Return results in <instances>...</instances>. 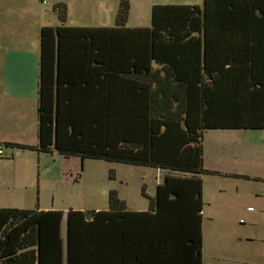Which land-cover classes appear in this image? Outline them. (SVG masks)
Returning a JSON list of instances; mask_svg holds the SVG:
<instances>
[{"label":"trees","instance_id":"1","mask_svg":"<svg viewBox=\"0 0 264 264\" xmlns=\"http://www.w3.org/2000/svg\"><path fill=\"white\" fill-rule=\"evenodd\" d=\"M120 0L112 27L41 30L38 146L167 174L148 211L115 190L109 210H70L67 264H203V134L264 129V0L152 6L129 27ZM237 176V175H236ZM245 177V176H244ZM145 196V195H144ZM0 209V264H63L61 213Z\"/></svg>","mask_w":264,"mask_h":264},{"label":"rangeland","instance_id":"2","mask_svg":"<svg viewBox=\"0 0 264 264\" xmlns=\"http://www.w3.org/2000/svg\"><path fill=\"white\" fill-rule=\"evenodd\" d=\"M53 1L47 4L41 0H14V6L26 5L31 18L32 14L43 10L40 8L52 13L54 4L68 2L70 19L74 23L113 26L120 3V0ZM154 3L201 4L202 0H132L127 23L146 24L145 21H150ZM202 146L205 168L227 172L240 170L263 178L202 176L205 200L208 205L212 202L205 208L207 227L216 223L226 226L228 222L227 229L236 234L251 232L255 241H245L235 247V258L238 257L237 251L240 254L255 251L258 256L249 264H264V129L211 128L204 132ZM60 155L18 152L0 182L1 195L10 197L31 192L35 198L47 199V203L55 197L61 207L87 210L108 209L109 192L115 190L119 198L127 202V207L138 208L137 204L141 202L147 210L149 198L156 194L160 173L156 168ZM219 184L222 187H218ZM249 206L253 209H248ZM210 212L215 213L212 219L209 218ZM224 254L226 258L219 260L218 264H247L242 263L243 257L233 263L234 258L226 252Z\"/></svg>","mask_w":264,"mask_h":264},{"label":"crops","instance_id":"3","mask_svg":"<svg viewBox=\"0 0 264 264\" xmlns=\"http://www.w3.org/2000/svg\"><path fill=\"white\" fill-rule=\"evenodd\" d=\"M11 1V3H8L7 0H0V145H3V150L0 154V182L3 181L4 173L7 172L8 166L13 164L11 160H13L18 155V152L35 151L38 154H59L56 151L53 153H43L35 149H23L9 146V143H19L28 146H38L39 144L38 96L42 55L41 30L44 27L56 28L62 25L56 12L54 11V6L59 2L54 4L52 7V13H48L46 9L40 8L43 10L32 14L30 18L29 12L26 10V5L16 7L14 6V0ZM53 2V0H47L46 3L52 4ZM65 3L67 4V18L64 23L66 27H112L102 24L90 25L84 24L83 22L74 23L73 20L70 19V6L68 2ZM132 4L133 2L131 5ZM155 4L159 3H154L153 5ZM29 18L31 22H29ZM145 22L146 24L138 23L133 25H129L127 22L126 23L129 27H148L151 22V15L150 21ZM206 169L222 173L214 174L216 176H245L249 178L258 177L259 179H263L258 175L242 173L240 170L227 172L217 169ZM158 170L160 173L159 177H157V184L162 183L164 176L167 174L161 169ZM205 175L206 174L202 176ZM218 187H222L221 184H219ZM125 203L127 205L126 201ZM149 204L147 210L141 202L137 204L138 208H131L128 206L129 208L127 207V209L130 211L140 212L148 211L151 208ZM211 204L212 202H210L209 205L206 202L203 190V264H213L212 261H217L216 264H218L219 260L226 258V255L224 254L225 252L228 253L230 257L234 258L233 263H236L240 260V257H243L244 259L242 260V263L244 261L245 263L249 264L251 259H255L258 256L256 255V252L253 251L240 254V252L237 251L238 257L235 258L237 254L234 249L245 241L253 243L255 241V238L252 236L253 234H251L249 231L236 234L232 230L227 229L229 228L228 222H226V226H218L216 223L213 226L207 227L205 208L206 206H211ZM6 208L32 209L43 212L48 211L50 214H52L51 216H58L56 212H60V237L62 239L63 264H67L69 248V211L71 209L86 211V209L75 208L73 206H71V208L61 207L57 205L55 197L52 199L51 203H47V199L39 197L35 198L32 196L31 192H28L25 195L19 194L17 196L10 197H4L0 193V209ZM249 208L253 209L251 206H249L248 209ZM106 209V207H103L101 209L92 208L87 210ZM107 210H109V207ZM209 214L211 215L209 217L210 219H212V215H215L213 212H210ZM217 219L215 221H217ZM240 220L242 221V218Z\"/></svg>","mask_w":264,"mask_h":264},{"label":"built area","instance_id":"4","mask_svg":"<svg viewBox=\"0 0 264 264\" xmlns=\"http://www.w3.org/2000/svg\"><path fill=\"white\" fill-rule=\"evenodd\" d=\"M43 3H46L47 0H41ZM2 150H3V145H0V154L2 153Z\"/></svg>","mask_w":264,"mask_h":264}]
</instances>
